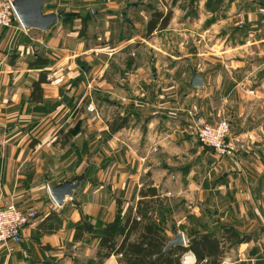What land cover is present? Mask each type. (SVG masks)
<instances>
[{
  "label": "crops",
  "instance_id": "1",
  "mask_svg": "<svg viewBox=\"0 0 264 264\" xmlns=\"http://www.w3.org/2000/svg\"><path fill=\"white\" fill-rule=\"evenodd\" d=\"M182 2L149 37L148 0H69L71 9L47 0L44 12L73 19L46 32L0 28V207L36 210L21 242L0 243V264H118L95 256L90 233L76 240L77 223L85 217L99 232L148 185L162 199L195 200L178 208L172 231L249 237L220 264H264V19L249 0ZM37 56L47 65L31 66ZM194 67L202 87L189 84ZM41 71L43 101L31 102ZM193 104L209 121L227 115L244 146L223 156L203 146L179 112ZM81 173L76 194L56 204L49 188ZM183 257L194 264L193 253Z\"/></svg>",
  "mask_w": 264,
  "mask_h": 264
},
{
  "label": "trees",
  "instance_id": "2",
  "mask_svg": "<svg viewBox=\"0 0 264 264\" xmlns=\"http://www.w3.org/2000/svg\"><path fill=\"white\" fill-rule=\"evenodd\" d=\"M88 15L90 16L89 13ZM171 16L170 9L152 10L145 24L144 36L149 37L154 31L164 29ZM72 17L74 16L67 13L65 18ZM47 63L48 59L37 56L29 64L45 66ZM46 82L47 72L41 71L31 84L29 101H43L42 85ZM119 118L121 121L117 128L125 124V118ZM163 202L155 187L143 186L135 205L130 206L122 215L120 208L117 207L115 219L105 223L99 232L92 234L93 225L85 217H81L77 223L75 239L79 240L83 234L90 233L97 239L95 256L108 258L115 255L118 264H182V256L187 252L195 256L194 264H220L229 246L249 240L247 235H242L231 228H224L220 236L213 233H194L187 240L186 246H176L162 254L168 236L160 226L157 216ZM228 242L229 245L226 246ZM76 264L92 262L76 261Z\"/></svg>",
  "mask_w": 264,
  "mask_h": 264
},
{
  "label": "built area",
  "instance_id": "3",
  "mask_svg": "<svg viewBox=\"0 0 264 264\" xmlns=\"http://www.w3.org/2000/svg\"><path fill=\"white\" fill-rule=\"evenodd\" d=\"M259 2V11L264 16V0H259ZM14 21L22 26L11 0H0V28H9ZM190 108L197 111L195 105ZM189 128L203 146L210 147L220 156L231 155L236 151L237 145L233 143L236 137L230 136L231 127L225 119H221L216 124H210L201 116L192 117ZM35 218V209H23L14 204L0 207V243L21 242L22 230Z\"/></svg>",
  "mask_w": 264,
  "mask_h": 264
},
{
  "label": "rangeland",
  "instance_id": "4",
  "mask_svg": "<svg viewBox=\"0 0 264 264\" xmlns=\"http://www.w3.org/2000/svg\"><path fill=\"white\" fill-rule=\"evenodd\" d=\"M128 1H130V0H126L127 3H128ZM177 1L178 0H148V4H147L148 9H146V12L148 13V15H150V12L152 10H154V9H158V10H162V11H167L168 9H170L171 12H172L171 7H173V6L175 7ZM182 1H184V3H186V1H189V6L192 7L193 6V2L195 0H179V5H181V3H183ZM249 1H251L252 3H254L253 4V7H255L256 10H257V12H258V14L261 15V19H264V16L259 11V7H260L259 0H249ZM55 5L57 6L56 7L57 9H60L61 7L71 9L70 8L71 6H69V0H56V4ZM59 11H61V10H58L57 12H59ZM86 15L88 17V13H86ZM176 15H178V17H179V12ZM178 17L176 18V16H175L176 19H179ZM71 19H73V17ZM176 27H177V25L175 24L174 25V28H176ZM167 33H171V35L168 34L167 39H169V38L176 39L177 38L176 32L174 30H170ZM178 36H179V34H178ZM103 47H106V49H107V53H105V52L104 53L106 55H108V56L111 55V52H109L111 49L108 47V45L103 46ZM98 48H96V50H93L92 51L93 56H98L100 54L99 50L101 51V47H98ZM48 77L49 76H47V79H49ZM193 105H195V104H193ZM190 107H188V108H186V109H184L182 111H179V112H184L186 114L187 119H188L189 122L191 121L192 117H197V116H201V117H203L206 120V118L199 113V110L198 109H197V111H193V110H191L192 108H190ZM86 109L88 111H94L95 108L94 107H91V105L89 104V105H87ZM221 119H225L229 124L231 122L230 119H229V117L227 115H225V114L224 115H218V116H216L215 120H212V121L206 120V121L208 123H210V124H216ZM188 130L190 131V128ZM195 139H197V138L195 137ZM233 143L235 145H237L236 151H238L239 149H241L244 146L243 141L241 139H239V137L238 138L236 137L233 140ZM213 152H214V154L216 156H220L214 150H213ZM164 196L167 197V198H163L164 202H163V205L161 206V208H160V210L158 212L157 219H158V221L160 223V226L163 228V231L165 232V234L168 237H170V236H172V230H171V228L173 226L176 227V225H179V223L182 222V218L180 216H177L178 208H179V210H181L184 207H188L193 202L195 203V200L193 198H191L190 192H188V194L186 195L188 198H179V200H177L175 198V196H173L170 193L164 194ZM181 196H182V194L179 195V197H181ZM122 214L123 213H121V215ZM181 225L184 226V224H181ZM192 234L193 233L191 231L186 232V235H187V237H185V238H187L186 241L192 236ZM235 247H236V244L231 245V246L228 247V250L233 249ZM184 259H185V257L182 258V262L183 263H184ZM88 260L89 259H87L85 257H77L76 258V261H79V262L88 261ZM98 260H100V259H98ZM90 261L92 262V264H99V262H100V261H97V260L95 261L94 259H93V261L92 260H90ZM75 262H73V264H76Z\"/></svg>",
  "mask_w": 264,
  "mask_h": 264
},
{
  "label": "water",
  "instance_id": "5",
  "mask_svg": "<svg viewBox=\"0 0 264 264\" xmlns=\"http://www.w3.org/2000/svg\"><path fill=\"white\" fill-rule=\"evenodd\" d=\"M11 2L22 27L26 30L36 29L46 32L57 19L65 17L64 11L44 12V5L47 0H11ZM189 84L193 87L203 86V75L197 72L196 67L193 68ZM84 178V173H81L72 179L51 186L49 193L56 204L62 205L65 197L74 196ZM176 246H186V240L184 234L174 228L172 236L168 237L162 249V254Z\"/></svg>",
  "mask_w": 264,
  "mask_h": 264
},
{
  "label": "bare ground",
  "instance_id": "6",
  "mask_svg": "<svg viewBox=\"0 0 264 264\" xmlns=\"http://www.w3.org/2000/svg\"><path fill=\"white\" fill-rule=\"evenodd\" d=\"M187 263H188V264H190V260H189V259H188V260H186V264H187ZM191 264H192V263H191Z\"/></svg>",
  "mask_w": 264,
  "mask_h": 264
}]
</instances>
